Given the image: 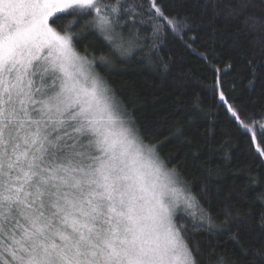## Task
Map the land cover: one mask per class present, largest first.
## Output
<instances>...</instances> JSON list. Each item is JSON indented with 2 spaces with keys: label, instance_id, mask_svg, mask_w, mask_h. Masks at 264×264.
<instances>
[{
  "label": "snow or ice",
  "instance_id": "obj_1",
  "mask_svg": "<svg viewBox=\"0 0 264 264\" xmlns=\"http://www.w3.org/2000/svg\"><path fill=\"white\" fill-rule=\"evenodd\" d=\"M248 6L225 5L232 18ZM138 17L151 22L153 38L170 33L196 52L187 18L166 14L157 0H0V264H201L189 240L216 228L209 210L145 142L87 47L77 49L91 29L127 55L118 30ZM248 19L264 45V21ZM219 98L229 123L250 143L259 129L264 144V98ZM252 255L264 264V247Z\"/></svg>",
  "mask_w": 264,
  "mask_h": 264
},
{
  "label": "trees",
  "instance_id": "obj_2",
  "mask_svg": "<svg viewBox=\"0 0 264 264\" xmlns=\"http://www.w3.org/2000/svg\"><path fill=\"white\" fill-rule=\"evenodd\" d=\"M134 2L148 6V0ZM157 2L166 14L187 18L191 29L185 39L195 37V53L170 33L153 38L146 17L143 23L138 17L135 27L118 30L131 49L125 56L91 29L77 49L83 53L87 47L89 59L95 57V70L127 104L145 142L157 146L169 167L179 169L209 210L216 228L211 233L198 230L189 240L193 248L199 247L201 264H215L220 257L229 264H259L252 253L264 247V157L257 152L264 144L259 129L257 140L250 143L249 135L229 123L219 93L229 99L264 98V45L248 19L264 21V0H214L215 11L209 0ZM242 4L249 6L237 18L225 7ZM89 19L83 18L80 25ZM154 42L149 62L145 56ZM101 55L107 62H101ZM246 111L261 121L258 109Z\"/></svg>",
  "mask_w": 264,
  "mask_h": 264
},
{
  "label": "rangeland",
  "instance_id": "obj_3",
  "mask_svg": "<svg viewBox=\"0 0 264 264\" xmlns=\"http://www.w3.org/2000/svg\"><path fill=\"white\" fill-rule=\"evenodd\" d=\"M262 123H264V121H261Z\"/></svg>",
  "mask_w": 264,
  "mask_h": 264
}]
</instances>
